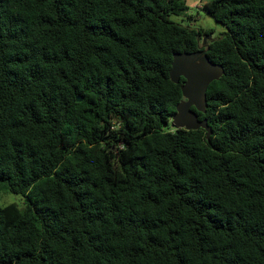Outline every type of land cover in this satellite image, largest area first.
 <instances>
[{
    "label": "trees",
    "instance_id": "16d2710c",
    "mask_svg": "<svg viewBox=\"0 0 264 264\" xmlns=\"http://www.w3.org/2000/svg\"><path fill=\"white\" fill-rule=\"evenodd\" d=\"M189 8L0 0V264H264V0H205V46ZM201 51L208 138L170 126Z\"/></svg>",
    "mask_w": 264,
    "mask_h": 264
},
{
    "label": "water",
    "instance_id": "95a60500",
    "mask_svg": "<svg viewBox=\"0 0 264 264\" xmlns=\"http://www.w3.org/2000/svg\"><path fill=\"white\" fill-rule=\"evenodd\" d=\"M222 73V65L211 61L205 51L174 54L169 75L174 83H178L180 77L184 78L181 85L184 99L176 105L175 113L171 117V127L187 130L203 128L206 130V137H209L211 129L207 120L199 119L191 107L204 112L208 85L218 79ZM76 100L81 101L82 96L77 95Z\"/></svg>",
    "mask_w": 264,
    "mask_h": 264
},
{
    "label": "rangeland",
    "instance_id": "374dc122",
    "mask_svg": "<svg viewBox=\"0 0 264 264\" xmlns=\"http://www.w3.org/2000/svg\"><path fill=\"white\" fill-rule=\"evenodd\" d=\"M204 1L205 0H187L190 6L187 14L193 15V18H189L186 15H170L171 20L181 23L182 25H188L194 28H202L208 31V33L202 35L199 38V43L201 46L207 45L209 41L221 36L226 30L222 24L216 22L209 14L205 12L204 9H202ZM11 203L22 206L24 204V197L21 194L9 191L1 193L0 206H5Z\"/></svg>",
    "mask_w": 264,
    "mask_h": 264
}]
</instances>
